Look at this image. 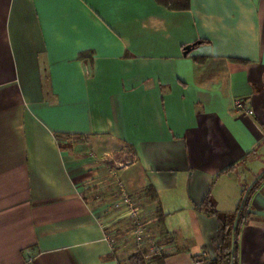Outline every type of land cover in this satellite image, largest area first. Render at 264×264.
<instances>
[{
  "label": "crops",
  "instance_id": "1",
  "mask_svg": "<svg viewBox=\"0 0 264 264\" xmlns=\"http://www.w3.org/2000/svg\"><path fill=\"white\" fill-rule=\"evenodd\" d=\"M188 2L0 0V264H120L89 195L113 171L155 189L161 264L211 259L220 221L194 207L231 214L256 185L236 258L264 264V0Z\"/></svg>",
  "mask_w": 264,
  "mask_h": 264
},
{
  "label": "rangeland",
  "instance_id": "2",
  "mask_svg": "<svg viewBox=\"0 0 264 264\" xmlns=\"http://www.w3.org/2000/svg\"><path fill=\"white\" fill-rule=\"evenodd\" d=\"M108 147L112 148L110 155L102 157L104 162H110L109 168L117 170L131 165L133 159L127 147L122 149L119 144H109ZM100 186H103L102 190L98 188L89 195L98 194L105 198L108 220L104 222V230L118 263L127 264L128 257L138 252L142 253L143 264L152 263L155 256H163L165 253L152 255L151 248L161 246L166 252V248L172 245L173 236L159 224L155 200L145 193L147 185L140 191L129 192L119 172L113 171L102 177ZM124 196L128 202H122ZM116 202H121L119 208L113 206Z\"/></svg>",
  "mask_w": 264,
  "mask_h": 264
},
{
  "label": "trees",
  "instance_id": "3",
  "mask_svg": "<svg viewBox=\"0 0 264 264\" xmlns=\"http://www.w3.org/2000/svg\"><path fill=\"white\" fill-rule=\"evenodd\" d=\"M172 10H185L189 8V0H155ZM262 178V177H261ZM256 185L253 186V189ZM252 189V190H253ZM247 191L243 199L237 205V209L231 214L220 213L214 206V202L211 199L210 192L205 194L203 200L196 205V210L204 213L207 216H213L218 218L220 221L217 235L214 240V254L211 258L210 264H237V245L236 239L239 231V227L249 214L247 211V204L250 200V192ZM145 193L148 197L153 200H157L155 189L152 185L148 184L146 186ZM157 216L159 218V224H163L164 214L160 207L157 205L156 210ZM161 259L163 256L154 257L151 261L155 264H161ZM127 264H143L142 253H134L130 255L127 259Z\"/></svg>",
  "mask_w": 264,
  "mask_h": 264
},
{
  "label": "built area",
  "instance_id": "4",
  "mask_svg": "<svg viewBox=\"0 0 264 264\" xmlns=\"http://www.w3.org/2000/svg\"><path fill=\"white\" fill-rule=\"evenodd\" d=\"M232 105H233L234 109L242 111L244 115L251 116L253 114V110L248 107L247 103H245L243 99H239V98L234 99L232 102ZM122 198H123V200H122L123 203L128 202V198H126V196H124ZM120 204H121V202H116L113 206L119 208ZM107 240H109L108 237H107ZM151 253H152V255H161V254L165 253V249L161 248V246L159 248L154 247L153 249L151 248ZM32 260H33V257L28 256L27 262L31 263ZM193 260H194V264H210V262H211L210 256L204 252L199 254ZM149 264H155V263L152 262Z\"/></svg>",
  "mask_w": 264,
  "mask_h": 264
},
{
  "label": "water",
  "instance_id": "5",
  "mask_svg": "<svg viewBox=\"0 0 264 264\" xmlns=\"http://www.w3.org/2000/svg\"><path fill=\"white\" fill-rule=\"evenodd\" d=\"M194 45L193 44H188V45H185L184 47H183V55H186V53H188V52H190V50H191V48L193 47Z\"/></svg>",
  "mask_w": 264,
  "mask_h": 264
}]
</instances>
